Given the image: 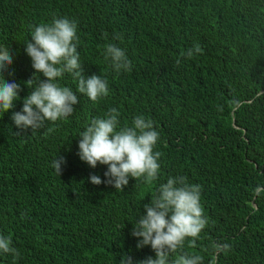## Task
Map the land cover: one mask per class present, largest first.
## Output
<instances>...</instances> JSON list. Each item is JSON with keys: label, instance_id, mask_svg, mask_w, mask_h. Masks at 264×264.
Listing matches in <instances>:
<instances>
[{"label": "trees", "instance_id": "obj_1", "mask_svg": "<svg viewBox=\"0 0 264 264\" xmlns=\"http://www.w3.org/2000/svg\"><path fill=\"white\" fill-rule=\"evenodd\" d=\"M68 18L77 25L84 75L108 81V95L93 102L77 81L57 78L79 103L67 118L42 128H17L33 85L46 79L32 67L25 42L34 27ZM108 43L121 47L130 72L116 73L104 59ZM199 44L192 58L182 52ZM13 63L0 82L20 84L14 108L0 110V234L21 255L0 254V264H133L154 257L137 248L133 225L170 176L201 186L207 225L195 247L203 264H264V0H0V48ZM179 60V63L177 62ZM110 108L119 127L151 119L162 153L157 179L129 178L123 189L78 156L79 133ZM65 158L59 176L52 161ZM228 245L226 250L217 251ZM179 253L171 255L175 260Z\"/></svg>", "mask_w": 264, "mask_h": 264}, {"label": "clouds", "instance_id": "obj_2", "mask_svg": "<svg viewBox=\"0 0 264 264\" xmlns=\"http://www.w3.org/2000/svg\"><path fill=\"white\" fill-rule=\"evenodd\" d=\"M78 43L77 25L68 18H55L51 23L34 27L30 39L25 42V52L36 73H42L46 79L39 78L35 86H32L33 79L25 81L32 90L23 98L21 110L12 113L11 119L17 128L33 131L42 128L46 121L56 122L74 113V105L79 103L76 92L57 80L65 73L77 81V92L87 95L91 101L108 95L106 78L97 74L84 75ZM200 52L202 49L197 43L181 55L192 58ZM103 55L114 72L132 70L131 61L121 47L108 43ZM12 63L9 48H0V73L4 74ZM20 91L21 86L15 81L4 79L0 82V110L3 113L14 108ZM119 115L116 108H110L103 117L93 118L79 133L78 156L91 168L107 165L105 180L90 174L89 180L94 185L105 183L123 189L130 177L142 178L150 184L157 179L160 170L162 153L154 151L160 134L153 121L143 115L134 117L132 126L119 127ZM64 163L63 156L52 161L51 166L59 176ZM200 200L201 186L189 183L186 176H170L166 183L159 185L150 202L143 206L145 214L139 216L131 232L132 236L140 238L137 248L150 246L155 255L137 264H203L201 255L183 251L186 241L190 247L196 246L208 223ZM227 248L226 244L222 249L217 246V251ZM174 253L179 255L173 261L170 257ZM0 254H10L14 260L20 257L10 235L0 234ZM119 264H133L132 258L124 255Z\"/></svg>", "mask_w": 264, "mask_h": 264}]
</instances>
